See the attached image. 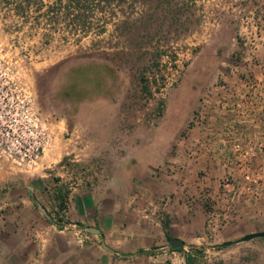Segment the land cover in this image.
Instances as JSON below:
<instances>
[{
	"label": "rangeland",
	"instance_id": "374dc122",
	"mask_svg": "<svg viewBox=\"0 0 264 264\" xmlns=\"http://www.w3.org/2000/svg\"><path fill=\"white\" fill-rule=\"evenodd\" d=\"M0 67L49 134L33 166L0 156V199L12 165L50 186L53 215L100 153L130 167L149 149L178 173L166 215L185 256L264 264V237L241 240L264 231V0H0Z\"/></svg>",
	"mask_w": 264,
	"mask_h": 264
},
{
	"label": "crops",
	"instance_id": "0c3cea01",
	"mask_svg": "<svg viewBox=\"0 0 264 264\" xmlns=\"http://www.w3.org/2000/svg\"><path fill=\"white\" fill-rule=\"evenodd\" d=\"M108 151L100 153L105 172L93 171L63 194L61 205L52 207L55 217L48 207L50 186L21 183L24 170L3 165L17 180L0 199V264H194L182 249L169 246L171 226L177 222L167 221V196L180 182L178 173L154 165L149 149L127 153L134 163L130 167L120 152ZM173 205L186 212L182 202ZM194 216L191 212L181 220L196 223ZM57 220L70 226L63 229Z\"/></svg>",
	"mask_w": 264,
	"mask_h": 264
},
{
	"label": "built area",
	"instance_id": "2783aa9c",
	"mask_svg": "<svg viewBox=\"0 0 264 264\" xmlns=\"http://www.w3.org/2000/svg\"><path fill=\"white\" fill-rule=\"evenodd\" d=\"M49 134L33 109L31 96L17 87L10 73L0 67V156L18 165L33 166L48 142ZM246 188H252L249 175ZM70 225L64 224L65 229ZM82 242V239H78Z\"/></svg>",
	"mask_w": 264,
	"mask_h": 264
},
{
	"label": "water",
	"instance_id": "95a60500",
	"mask_svg": "<svg viewBox=\"0 0 264 264\" xmlns=\"http://www.w3.org/2000/svg\"><path fill=\"white\" fill-rule=\"evenodd\" d=\"M39 209H41L43 212H45V209L42 205H38ZM89 231L91 232H95V233H99V229L96 228V227H89L88 228ZM254 237H264V231H256V232H251V233H247L245 235H243L241 237V240L243 241H247V240H250ZM232 241H224L221 243L222 246H228L231 244ZM184 245V241L178 237H172L169 239V246L172 248V249H176V248H179L181 246ZM105 246V245H104ZM107 248V246H105ZM200 252V251H198Z\"/></svg>",
	"mask_w": 264,
	"mask_h": 264
},
{
	"label": "trees",
	"instance_id": "16d2710c",
	"mask_svg": "<svg viewBox=\"0 0 264 264\" xmlns=\"http://www.w3.org/2000/svg\"><path fill=\"white\" fill-rule=\"evenodd\" d=\"M52 220V219H51ZM55 221V220H54ZM57 224L59 225V226H61V224H60V221L59 220H57ZM221 245V244H220ZM182 247L183 246H181V247H179V248H176V250H180V249H182Z\"/></svg>",
	"mask_w": 264,
	"mask_h": 264
}]
</instances>
